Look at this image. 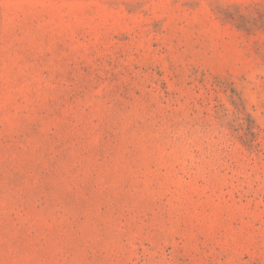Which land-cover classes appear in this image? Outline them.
Masks as SVG:
<instances>
[{
  "label": "rangeland",
  "instance_id": "rangeland-1",
  "mask_svg": "<svg viewBox=\"0 0 264 264\" xmlns=\"http://www.w3.org/2000/svg\"><path fill=\"white\" fill-rule=\"evenodd\" d=\"M0 264H264V0H0Z\"/></svg>",
  "mask_w": 264,
  "mask_h": 264
}]
</instances>
